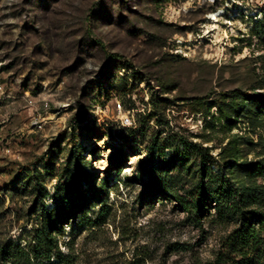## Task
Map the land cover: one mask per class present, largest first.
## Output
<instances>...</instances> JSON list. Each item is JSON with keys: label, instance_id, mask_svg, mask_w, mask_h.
I'll use <instances>...</instances> for the list:
<instances>
[{"label": "rangeland", "instance_id": "rangeland-1", "mask_svg": "<svg viewBox=\"0 0 264 264\" xmlns=\"http://www.w3.org/2000/svg\"><path fill=\"white\" fill-rule=\"evenodd\" d=\"M263 21L264 0H0V246L26 245L74 176L73 264H223V200L197 220L166 194L226 174L264 195L247 173L264 166ZM93 189L106 223L81 227Z\"/></svg>", "mask_w": 264, "mask_h": 264}, {"label": "trees", "instance_id": "trees-1", "mask_svg": "<svg viewBox=\"0 0 264 264\" xmlns=\"http://www.w3.org/2000/svg\"><path fill=\"white\" fill-rule=\"evenodd\" d=\"M256 28L264 33V21ZM247 169L249 176L264 172V166L259 164ZM219 175L217 187L213 191L188 192L185 196H178L176 192L170 191L166 196L172 198L173 194L177 198L178 206L197 220L206 213L210 202L218 205L223 200V218H230L237 224L225 240L223 264H264L263 193L248 188L245 190L235 188L226 174ZM93 191L100 198L101 213L93 221L86 212L87 224L79 225L81 227H97L106 223L105 216L109 210L105 211L108 207L102 200L103 193L99 189ZM58 193L60 196L58 208L53 211L43 209L40 215L41 221L26 245L8 242L0 246L1 264H73L72 256L60 249L59 238L66 236L63 225L69 216L84 214L85 206L80 203L86 196L74 176L67 178L66 184L60 186ZM228 213L230 217L227 216ZM74 232L75 229L68 235L73 236Z\"/></svg>", "mask_w": 264, "mask_h": 264}, {"label": "bare ground", "instance_id": "bare-ground-1", "mask_svg": "<svg viewBox=\"0 0 264 264\" xmlns=\"http://www.w3.org/2000/svg\"><path fill=\"white\" fill-rule=\"evenodd\" d=\"M221 14H222V12H220V13H217V14H214V16H213V17H214V19L216 20V19H217V17H218V16H220Z\"/></svg>", "mask_w": 264, "mask_h": 264}]
</instances>
